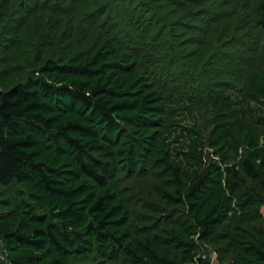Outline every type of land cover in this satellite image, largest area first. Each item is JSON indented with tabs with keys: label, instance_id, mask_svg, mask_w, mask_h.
I'll return each instance as SVG.
<instances>
[{
	"label": "trees",
	"instance_id": "16d2710c",
	"mask_svg": "<svg viewBox=\"0 0 264 264\" xmlns=\"http://www.w3.org/2000/svg\"><path fill=\"white\" fill-rule=\"evenodd\" d=\"M43 1L0 0V30L13 2L27 14L0 38L21 61L0 74L8 263L264 264V72L167 95L138 51L109 37L82 47ZM246 1L264 54V0ZM142 179L132 205L124 184Z\"/></svg>",
	"mask_w": 264,
	"mask_h": 264
},
{
	"label": "rangeland",
	"instance_id": "374dc122",
	"mask_svg": "<svg viewBox=\"0 0 264 264\" xmlns=\"http://www.w3.org/2000/svg\"><path fill=\"white\" fill-rule=\"evenodd\" d=\"M227 1L44 0L42 9L51 15L60 16L64 21L73 19L76 37L85 38L82 47H91L100 39L109 37L117 44L138 51L147 68L154 73L155 84L165 94L171 95L210 90L215 85H229L232 80L243 82L253 72H264L261 36L251 15L254 5L246 0H236L235 6L232 3L226 5ZM13 3L12 11L8 10L2 23L0 38L11 28V31L16 30L27 15L24 10L18 16L14 15L18 2ZM175 5L191 15L186 18L176 16ZM179 24L191 26L192 32L182 36L183 33L177 30ZM190 41L200 42L202 49H197L198 54L203 50L200 58L197 52H192L195 49L184 48ZM19 63L21 61L13 53L9 56L0 50V74L15 68ZM222 72L229 76L224 78ZM210 73L213 74L212 79L208 77ZM202 122L207 133L211 129L209 121L203 117ZM256 134L264 143V126H258ZM147 182L142 179L134 185L131 182L124 184L130 189V193L126 192L125 195L129 196L127 198L132 205L136 202L134 190L142 193ZM2 194L14 197L15 186L0 185ZM8 257L9 253L0 239V264H11L8 263ZM74 262L107 264L92 257H75Z\"/></svg>",
	"mask_w": 264,
	"mask_h": 264
}]
</instances>
